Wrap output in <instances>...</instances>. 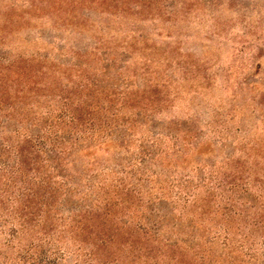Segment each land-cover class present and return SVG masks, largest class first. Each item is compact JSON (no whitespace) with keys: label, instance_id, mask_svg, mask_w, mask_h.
I'll use <instances>...</instances> for the list:
<instances>
[{"label":"rangeland","instance_id":"rangeland-1","mask_svg":"<svg viewBox=\"0 0 264 264\" xmlns=\"http://www.w3.org/2000/svg\"><path fill=\"white\" fill-rule=\"evenodd\" d=\"M1 35L4 59L45 70L38 114L78 105L81 127L113 131L46 161L50 185L20 208L37 182L24 165L0 264H106L105 248L145 264V228L207 264H264V0H0Z\"/></svg>","mask_w":264,"mask_h":264},{"label":"trees","instance_id":"trees-1","mask_svg":"<svg viewBox=\"0 0 264 264\" xmlns=\"http://www.w3.org/2000/svg\"><path fill=\"white\" fill-rule=\"evenodd\" d=\"M146 4V2H145ZM1 40L3 39L1 35ZM0 40V41H1ZM0 54V206H4L6 201L4 194L13 192L16 187V179L19 174H23L24 165L30 162L34 166L35 179L37 182H31V188L25 187V192H21L20 199H24L26 204L20 208L28 207L37 197L33 191V185L48 186L50 182L43 178V168L46 161L53 163V170L59 171L64 166L72 163L73 152L81 148L103 146L108 143V135L104 138L93 141L92 135L95 129H100L106 133H112L113 129L109 123L107 127L101 122L89 123V120L83 119V127L80 126V115L77 109L79 106H72L69 103L67 113L70 120H65V114L62 110L50 109L46 116L42 117L41 113L35 110V107H41L37 104L39 93L43 89V80L45 70L42 68L35 69L32 65L33 59L29 58H9L4 59ZM46 88V86H44ZM82 88V86H79ZM39 103V102H38ZM84 106V105H83ZM52 107V104H49ZM87 108H93L90 106ZM81 110V109H80ZM65 111V108H64ZM107 109L105 110V112ZM57 113V114H53ZM84 113V112H83ZM45 118V119H43ZM112 121V120H111ZM113 122V121H112ZM89 123L90 130L84 124ZM12 163V164H10ZM31 166V167H32ZM51 169V168H50ZM46 177V174L45 176ZM4 193V194H3ZM19 208V209H20ZM260 216H264L262 213ZM27 217V214L25 215ZM25 220V219H24ZM26 221V220H25ZM156 231L162 226V222L154 224ZM152 229L145 228V264H207L208 256L204 252L196 253L192 259L179 250L178 239L153 235ZM164 238L158 240L157 238ZM84 243L94 245L99 242L98 246H108L112 242V237L96 238L84 237ZM164 241V242H163ZM181 241V240H180ZM163 242V243H161ZM226 245V244H225ZM98 250V247H95ZM94 248V249H95ZM104 263L117 262L119 259L111 251L105 252ZM96 251H92L93 257ZM138 252H135L130 263L140 262L137 259ZM121 261V259H120ZM219 264H222L219 263Z\"/></svg>","mask_w":264,"mask_h":264}]
</instances>
